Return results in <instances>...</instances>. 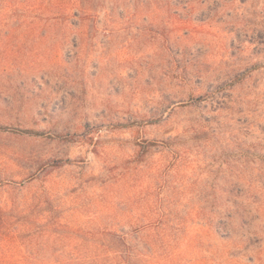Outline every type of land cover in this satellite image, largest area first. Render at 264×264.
Returning a JSON list of instances; mask_svg holds the SVG:
<instances>
[{
    "label": "rangeland",
    "instance_id": "rangeland-1",
    "mask_svg": "<svg viewBox=\"0 0 264 264\" xmlns=\"http://www.w3.org/2000/svg\"><path fill=\"white\" fill-rule=\"evenodd\" d=\"M0 264H264V0H0Z\"/></svg>",
    "mask_w": 264,
    "mask_h": 264
}]
</instances>
